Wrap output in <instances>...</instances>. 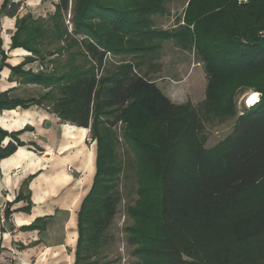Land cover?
Masks as SVG:
<instances>
[{
    "label": "trees",
    "instance_id": "trees-1",
    "mask_svg": "<svg viewBox=\"0 0 264 264\" xmlns=\"http://www.w3.org/2000/svg\"><path fill=\"white\" fill-rule=\"evenodd\" d=\"M170 1L58 0L47 18L18 17L14 0L1 8L16 18L12 48L30 54L10 67L12 78L46 93L26 100L2 93L0 109L46 108L62 123L90 128L97 143L75 264H100L106 255L126 169L117 152L120 123L137 182L126 227L135 264H264V0H189L185 25L155 29L153 17L166 15ZM168 41L198 50L208 79L202 102L173 103L141 72ZM36 61L51 70L23 68ZM242 90L261 93L260 102L207 149L203 132L237 115ZM25 130L0 128V159L25 145L18 138ZM6 137L16 143L2 147Z\"/></svg>",
    "mask_w": 264,
    "mask_h": 264
},
{
    "label": "crops",
    "instance_id": "crops-1",
    "mask_svg": "<svg viewBox=\"0 0 264 264\" xmlns=\"http://www.w3.org/2000/svg\"><path fill=\"white\" fill-rule=\"evenodd\" d=\"M4 2L0 0V94L26 100L18 96L20 90L41 86L22 85L19 78H12L10 67L29 54L12 48L16 19L2 14ZM57 3L27 0L26 5L52 15ZM37 66L27 64L24 69ZM0 128L8 133L25 130L18 137L25 145L0 159V264H75L78 213L96 174L97 144L87 143L90 128L62 123L35 105L0 109ZM10 142L16 143L6 137L1 146ZM20 194L29 198L19 199Z\"/></svg>",
    "mask_w": 264,
    "mask_h": 264
},
{
    "label": "rangeland",
    "instance_id": "rangeland-1",
    "mask_svg": "<svg viewBox=\"0 0 264 264\" xmlns=\"http://www.w3.org/2000/svg\"><path fill=\"white\" fill-rule=\"evenodd\" d=\"M16 1L18 3L21 2V6L18 9V17H23L29 12L33 14L34 18H47L49 16L48 12L37 13L32 7H27V0ZM188 1L189 0H172L167 2L165 4L167 14L153 17L154 28L160 30H174L179 25H185V17L189 6ZM238 1L240 3L246 2V0ZM68 23L69 22H66V24ZM48 59L50 60L52 58L49 57ZM200 59L201 57L198 54V50L185 51L174 41L163 42L157 55L152 59L145 60V64L141 67V72H149V78L156 82L157 86L173 103L183 104L190 101L193 104H198L206 98L208 83L204 64L200 62ZM37 64L40 65V62L36 61L34 63H29V65L34 67ZM46 67L52 68V66L47 63ZM23 68H26V65ZM42 89V87H28L25 90H20L17 94L21 98L28 99L35 97V99H40L45 94L42 95ZM224 92L225 88L220 91V95L223 97L225 96ZM253 93L259 92H254L252 90L239 91L236 96L237 115L223 124L208 126L206 128L203 133L205 137V147L207 149L215 147L233 132L237 119L241 116L240 112L244 109V102L247 100L248 96ZM122 129L123 125L120 123L116 129L120 142L117 152L120 154V158L126 166L124 173L120 174L119 187L117 189L119 190L121 201L118 205L112 225L107 231L108 244L104 249L106 255H101L99 257L100 264H135L137 262V258L132 255L133 247L127 242L126 233V227L131 225V220L127 215V207L134 204L137 200V182L134 170L130 167L133 156L128 151L127 145L124 144ZM88 137L92 139L91 141L87 140L89 145L96 143L91 136ZM92 260L95 259L93 258Z\"/></svg>",
    "mask_w": 264,
    "mask_h": 264
},
{
    "label": "built area",
    "instance_id": "built-area-1",
    "mask_svg": "<svg viewBox=\"0 0 264 264\" xmlns=\"http://www.w3.org/2000/svg\"><path fill=\"white\" fill-rule=\"evenodd\" d=\"M14 2H17V1L14 0ZM1 57H2V56H1ZM1 57H0V59H1ZM30 69L33 70V71L36 72V73H37V72H40V71H42V72H47V71L51 70L50 68L46 67V65H45V66H42L41 64L38 65L36 68L30 67V68H28L27 70H30ZM252 95H257V99H256L255 102L250 103V102H249V99H250V97H251ZM252 95L248 96L247 100L244 102V104H245V105H244V109L240 112V115H241V116L244 115V113H245L247 110L251 109V108L254 107L257 103L260 102L261 97H262L261 93H253ZM87 140H88V141H91L92 139H91V138H88ZM20 171H21L20 168H18V169L16 170L17 173H19ZM15 174H16V173H15ZM2 221H3V222L6 221L5 216H3Z\"/></svg>",
    "mask_w": 264,
    "mask_h": 264
},
{
    "label": "bare ground",
    "instance_id": "bare-ground-1",
    "mask_svg": "<svg viewBox=\"0 0 264 264\" xmlns=\"http://www.w3.org/2000/svg\"><path fill=\"white\" fill-rule=\"evenodd\" d=\"M256 99H257V95H252L251 97H250V99H249V102L250 103H252V102H255L256 101ZM89 181V180H88ZM86 181H84L83 183H85ZM85 189V188H84ZM84 189H83V191H84Z\"/></svg>",
    "mask_w": 264,
    "mask_h": 264
}]
</instances>
